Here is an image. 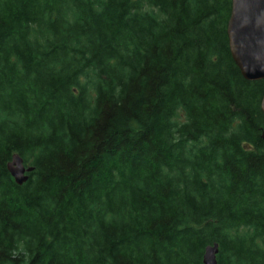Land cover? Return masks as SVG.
Wrapping results in <instances>:
<instances>
[{"label":"trees","instance_id":"16d2710c","mask_svg":"<svg viewBox=\"0 0 264 264\" xmlns=\"http://www.w3.org/2000/svg\"><path fill=\"white\" fill-rule=\"evenodd\" d=\"M231 11L0 0V264H264V82Z\"/></svg>","mask_w":264,"mask_h":264},{"label":"water","instance_id":"95a60500","mask_svg":"<svg viewBox=\"0 0 264 264\" xmlns=\"http://www.w3.org/2000/svg\"><path fill=\"white\" fill-rule=\"evenodd\" d=\"M227 34L232 58L247 81L264 82V0H232ZM264 114V97L261 104ZM8 172L18 186L29 180L34 171L26 167L19 155H14ZM217 244L205 250L203 264H217Z\"/></svg>","mask_w":264,"mask_h":264}]
</instances>
